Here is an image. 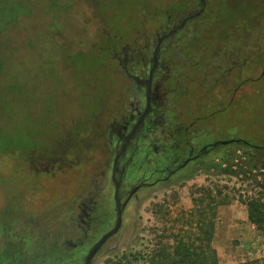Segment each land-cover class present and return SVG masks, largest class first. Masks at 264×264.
Returning <instances> with one entry per match:
<instances>
[{
  "label": "rangeland",
  "instance_id": "obj_1",
  "mask_svg": "<svg viewBox=\"0 0 264 264\" xmlns=\"http://www.w3.org/2000/svg\"><path fill=\"white\" fill-rule=\"evenodd\" d=\"M173 1L0 0V233L4 218L19 220L0 237V244L8 246L0 249V264H22L9 238L19 244L29 234L53 244L50 256L35 264H84L95 242L115 225V184L105 159L124 129L120 122L109 121L112 110L118 113L112 108L117 97L129 100L130 84L109 56L106 32L113 38L123 33V43L130 42L131 29L141 21L147 19L146 27L154 29L161 11L182 6ZM225 1L227 23H240L238 31L247 27L252 34L248 40L257 37L264 47V35H258L264 32V0ZM206 26L211 35L215 24ZM112 42L119 44L118 39ZM119 82L126 86L120 89ZM253 85L252 80L244 84ZM258 92L250 94L248 104L235 105L242 116L235 119L236 128L253 143L258 135L264 137V88ZM225 110L217 113L220 131L233 123L223 122L228 119L221 113ZM109 133L112 140L106 143ZM53 157L58 162L52 168ZM246 159L221 150L172 181L137 191L123 209L120 229L90 264H106L109 258V264H148L143 257L123 254L154 247L169 232L165 228L171 227L170 219L191 209L194 197L206 188L217 200H227L216 207L212 240L220 264H264V235L250 221L246 205L256 197L264 202V156H251L250 165ZM121 165L124 201L148 172L143 158L137 162L130 153ZM160 206L163 212L156 213ZM86 211L91 228L78 245Z\"/></svg>",
  "mask_w": 264,
  "mask_h": 264
},
{
  "label": "flooded vegetation",
  "instance_id": "obj_2",
  "mask_svg": "<svg viewBox=\"0 0 264 264\" xmlns=\"http://www.w3.org/2000/svg\"><path fill=\"white\" fill-rule=\"evenodd\" d=\"M176 2L182 6L168 7L167 11H161L158 17H154L158 23L154 29L146 27L147 19L141 21L142 25L137 29L132 28L130 42L123 43V33L113 38L110 30L106 32L109 38L104 44L109 56L117 61L122 78L130 84L129 100L117 97L112 105L118 113L110 112L113 114L110 125L120 122L124 131L119 144L105 159L114 184V178L119 181L121 201L124 170L121 163L124 156L130 153L137 162L143 158L148 172V178L134 185L122 202L129 201L145 186L172 181L195 164L219 155L221 150L230 151L233 157L240 158L241 155L249 159L251 156H264L263 135H258L253 143L243 138L235 122L242 117L236 113L235 105H241L245 100L248 102L245 101L244 105L248 104V99L260 94L258 91L264 88L263 44L255 41L257 37L252 42L248 40L252 34L247 27L238 31L240 23H227L223 18L225 0ZM206 23L215 24L211 35L206 31ZM258 35L262 38L264 32ZM115 39L119 41L118 46L112 42ZM251 80L256 85L251 88L244 86ZM119 83L120 89L126 86ZM220 110H225L221 113L228 117L223 122L233 121L227 131H220V121L216 122ZM95 130L98 131L97 127ZM98 134L101 136L100 129ZM107 137L106 143H110L111 133ZM249 159L246 160L250 165ZM52 161L53 168L58 158L53 157ZM150 177L154 179L146 181ZM134 189L136 191L130 196ZM88 215L87 211L81 215L85 233L78 245L88 238L91 228ZM8 219L4 218L2 230L9 234L15 224L13 222L18 219ZM32 237V234L24 236L18 246L33 264L40 247L35 245L38 241ZM9 240L13 244L11 247L17 249L14 240ZM52 245L50 241L48 247L52 249ZM70 245L74 247L77 244L71 242ZM7 247L0 244V249Z\"/></svg>",
  "mask_w": 264,
  "mask_h": 264
},
{
  "label": "trees",
  "instance_id": "obj_3",
  "mask_svg": "<svg viewBox=\"0 0 264 264\" xmlns=\"http://www.w3.org/2000/svg\"><path fill=\"white\" fill-rule=\"evenodd\" d=\"M1 66L0 62V69ZM193 200L194 203L191 209L181 210L175 218L170 219L171 227L165 228L169 232L161 235V239L157 241L154 247L135 250L131 253L125 252L123 257L128 254L135 259L143 257L148 264H220L212 240L215 231L216 207L221 203H226L227 200H217L213 190L209 188L203 189V195L194 197ZM246 205L250 221L255 223L264 235V202L256 197L249 199ZM155 212H163L161 206ZM33 238L37 240L38 236L33 235ZM164 238H166V241L163 240ZM35 245L40 247L36 252L35 263L44 262L51 254L48 247L49 242L45 243L39 240ZM59 247H62V245ZM17 251L22 264H32L26 259L27 254L23 253L20 246H18ZM111 261L112 258L107 259L106 264ZM257 262L259 260L240 264H256Z\"/></svg>",
  "mask_w": 264,
  "mask_h": 264
},
{
  "label": "water",
  "instance_id": "obj_4",
  "mask_svg": "<svg viewBox=\"0 0 264 264\" xmlns=\"http://www.w3.org/2000/svg\"><path fill=\"white\" fill-rule=\"evenodd\" d=\"M114 176V174H113ZM115 177V176H114ZM115 192H114V197H115V201H116V210H117V215H116V221H115V225L108 230L106 233H104L96 242L95 244L92 246V248L90 249V251L88 252V254L85 257L84 260V264H90L93 255L95 254V252L99 249V247L112 235H114L115 233L118 232V230L120 229L121 225H122V213H123V209L128 201V199L125 202H122L120 197H119V181L117 179H115ZM136 191V189H134L130 196ZM129 196V197H130Z\"/></svg>",
  "mask_w": 264,
  "mask_h": 264
}]
</instances>
